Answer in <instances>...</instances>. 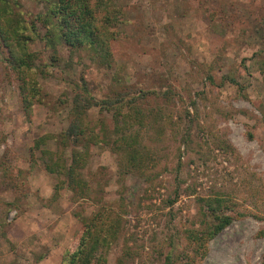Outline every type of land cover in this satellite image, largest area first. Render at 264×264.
Masks as SVG:
<instances>
[{"label":"rangeland","instance_id":"rangeland-1","mask_svg":"<svg viewBox=\"0 0 264 264\" xmlns=\"http://www.w3.org/2000/svg\"><path fill=\"white\" fill-rule=\"evenodd\" d=\"M18 2L24 23L36 26L30 49L38 56L43 91L27 115L20 77L0 44V264H61L75 247V212L91 214L103 205L122 214L107 264L120 258L125 264H167L171 251L174 258L190 253L184 231L197 221L198 199L216 193L236 200L246 214L211 239L196 264H260L264 0H110L119 17L110 66L86 50L48 44L43 19L49 3ZM85 88L98 99L149 91L139 100L153 111V125L142 133L149 168L147 174H122L118 155L95 145L83 169L92 196L75 201L64 188L54 198L59 176L46 170L34 144L66 129L71 99ZM90 112L95 119L113 115L98 106ZM42 147L57 149L58 143L52 139ZM178 184L182 191L190 186L188 192L166 205Z\"/></svg>","mask_w":264,"mask_h":264},{"label":"trees","instance_id":"trees-1","mask_svg":"<svg viewBox=\"0 0 264 264\" xmlns=\"http://www.w3.org/2000/svg\"><path fill=\"white\" fill-rule=\"evenodd\" d=\"M45 1L49 3L43 19L48 27V44L54 45L60 41L71 52L86 50L99 63L111 65L112 41L116 37L114 27L119 17L116 10L111 9L110 0ZM20 6L18 0H0V44L7 49L6 59L20 77L23 109L29 115L34 105L42 101L43 90L36 76L38 56L30 49V42L37 36L36 26L35 23L31 27L24 23L23 13L18 9ZM228 81L237 82L234 77ZM169 92L166 91L163 96L169 98ZM129 94L120 91L113 97L98 99L87 88L80 90L71 99L66 129L57 134L46 133L36 139L34 148L41 149L46 170L59 176L54 198L59 197L64 188L72 192L75 201L92 196L93 190L83 169L95 145L107 146L118 155L122 174H147L149 150L143 145L142 133L153 125L149 120L153 111L141 106L139 100L146 99L149 91ZM97 106L102 111L112 112L111 119L91 117V109ZM134 126L138 127L134 129ZM52 139L58 143L57 149L42 147ZM181 187V184L176 186L166 205L173 206L190 186L184 191ZM238 206L236 200L220 193L198 199L197 221L184 231L192 249L190 253L177 254L176 258L172 251L169 252L166 263L196 264L199 258H204L209 241L235 218L245 216L246 213L240 211ZM75 216L79 221L75 247L65 252L61 264H107L109 249L122 232V214L103 205L91 214L76 211ZM123 260L120 258L118 264H125ZM260 264H264V253Z\"/></svg>","mask_w":264,"mask_h":264}]
</instances>
